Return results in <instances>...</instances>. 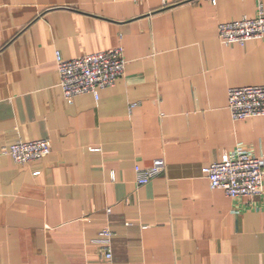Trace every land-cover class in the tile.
<instances>
[{"label":"crops","instance_id":"obj_1","mask_svg":"<svg viewBox=\"0 0 264 264\" xmlns=\"http://www.w3.org/2000/svg\"><path fill=\"white\" fill-rule=\"evenodd\" d=\"M257 4L0 0V150L51 141L26 164L0 153V264H264V191L230 198L202 173L237 147L264 159V115L227 107L229 88L264 85V38L225 45L217 30ZM115 47L123 75L68 102L55 53ZM158 158L165 172L138 184Z\"/></svg>","mask_w":264,"mask_h":264},{"label":"built area","instance_id":"obj_2","mask_svg":"<svg viewBox=\"0 0 264 264\" xmlns=\"http://www.w3.org/2000/svg\"><path fill=\"white\" fill-rule=\"evenodd\" d=\"M215 3V0H211ZM218 36L225 45H244L251 39L264 38V7L258 0L257 13L252 19L220 23ZM59 73V86L68 102L81 94H92L98 98L99 91L112 87L123 75L126 61L123 49L84 54L65 59L55 53ZM228 110L233 120L264 115V85L231 87L227 91ZM51 152V141L47 138L29 142L17 141L9 147H2L1 154L9 155L16 164H26L46 157ZM136 182L147 184L166 170L162 158L155 159L150 167L135 166ZM212 189H220L230 198L260 197L264 191V159L253 156L244 148L225 154L220 160L202 169ZM108 228L98 233L96 241L101 244V254L106 260L112 257Z\"/></svg>","mask_w":264,"mask_h":264}]
</instances>
